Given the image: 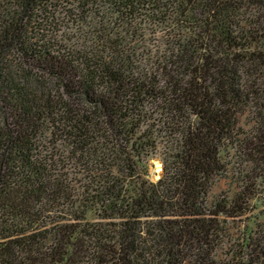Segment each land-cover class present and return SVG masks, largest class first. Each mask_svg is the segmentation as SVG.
Listing matches in <instances>:
<instances>
[{"label":"trees","instance_id":"1","mask_svg":"<svg viewBox=\"0 0 264 264\" xmlns=\"http://www.w3.org/2000/svg\"><path fill=\"white\" fill-rule=\"evenodd\" d=\"M72 3L0 0V264H264V0Z\"/></svg>","mask_w":264,"mask_h":264},{"label":"rangeland","instance_id":"2","mask_svg":"<svg viewBox=\"0 0 264 264\" xmlns=\"http://www.w3.org/2000/svg\"><path fill=\"white\" fill-rule=\"evenodd\" d=\"M70 1H72V0H49V2L51 3L49 5H51V7L49 6V8H48V15L50 16V18L48 19L47 26H48V28H50L54 24H58V27L61 28L59 34H63L66 32L72 36L75 34V33H73L74 30L72 29L74 26V23H73L74 16L72 17L73 18L72 19L69 15H70V13L74 14L76 12V11H73V9H72L73 6H76V5H75V3L70 4ZM47 82L45 80H43L42 81L43 84L41 83V85L49 86V88H51L50 85H52V84H49L50 83L49 81H47ZM34 85H35V83H33V81H32L31 87L32 88L38 87L37 82H36L35 87H34ZM53 90H55L57 92V90L55 88H53ZM52 93H54V92H52ZM252 113H253V111L247 112L238 118V123L243 130L247 129V131H249V130H251L252 126L254 125L253 123L250 124V122H251L250 119H251ZM156 151H159V149H157ZM153 153H152V155H153ZM226 161L229 162V164L227 165V166H229L228 171H226L220 177L216 178L213 181L211 191H210V196L208 195V197H207L208 201H212L213 198H216L217 196L222 198L225 193H228L229 190L231 192L234 189V187H233L234 185H233V183L231 185L232 181L229 178V176H230L231 172L235 173L234 170L237 169V165L235 163L238 161V157L234 155L233 151H229L228 156H226ZM147 163L149 164V166H148V168H149V176H148L149 179L153 180V181L157 180L159 178L160 171H161L160 162L158 160H156V158H153V159H150ZM262 190H263V188L261 187L260 192H261V194L264 195V192ZM250 205H251V203L249 204V206ZM257 217H259V214L256 212L255 209H253L252 211H247L246 214L243 215L242 218L239 219V220H241V223H240L241 228L239 230H237V227H236L237 225H234L236 223L232 224V227H231L230 231L228 232V238H230L231 241L224 239L223 240L224 241L223 246H222L221 250L218 253H215V255L221 256V254H224L226 251H228L231 248L230 246H232V243L236 242L237 238L240 237V234L244 233L245 230H246V232H248L250 230V226L252 225V222L255 221L257 219Z\"/></svg>","mask_w":264,"mask_h":264}]
</instances>
